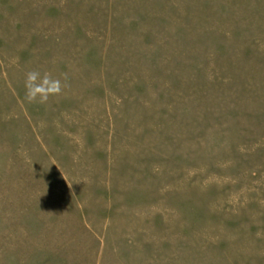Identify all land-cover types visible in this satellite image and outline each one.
Returning <instances> with one entry per match:
<instances>
[{
  "label": "rangeland",
  "instance_id": "obj_1",
  "mask_svg": "<svg viewBox=\"0 0 264 264\" xmlns=\"http://www.w3.org/2000/svg\"><path fill=\"white\" fill-rule=\"evenodd\" d=\"M0 264H264V0H0Z\"/></svg>",
  "mask_w": 264,
  "mask_h": 264
},
{
  "label": "clouds",
  "instance_id": "obj_2",
  "mask_svg": "<svg viewBox=\"0 0 264 264\" xmlns=\"http://www.w3.org/2000/svg\"><path fill=\"white\" fill-rule=\"evenodd\" d=\"M67 77L64 83L60 78L54 77L49 72L41 73L38 70H30L25 75L24 88L25 99L30 104L45 105L51 97H59L67 87Z\"/></svg>",
  "mask_w": 264,
  "mask_h": 264
}]
</instances>
